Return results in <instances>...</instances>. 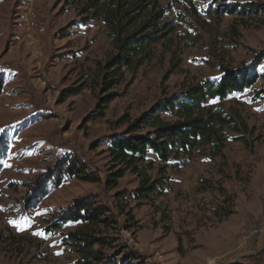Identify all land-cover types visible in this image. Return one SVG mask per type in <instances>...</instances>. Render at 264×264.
I'll return each instance as SVG.
<instances>
[{"label":"rangeland","instance_id":"obj_1","mask_svg":"<svg viewBox=\"0 0 264 264\" xmlns=\"http://www.w3.org/2000/svg\"><path fill=\"white\" fill-rule=\"evenodd\" d=\"M160 2L170 7L165 18L173 21V31L154 45L150 58L122 68L118 82L105 90L102 66L114 49L99 17L84 21L64 0H0V264H79L80 255L64 238L83 223L49 228L82 197L105 210L106 223L88 229L105 239L93 246L105 259L264 264V99L256 96L264 76L218 101L246 127H224L228 138L221 152L194 150L186 164L173 167L178 160H171L162 173V163L148 155L147 173L163 178L161 193L138 199L139 180L130 171L115 187L106 183L112 168L107 149L127 126L119 124L122 117L134 119L156 101L264 51V13L211 14L218 4L264 0ZM80 83L85 86L78 94L59 98L62 89ZM111 93L116 96L103 116L91 119L99 99ZM65 158L80 160L100 179L65 177L36 206L25 208L30 184Z\"/></svg>","mask_w":264,"mask_h":264},{"label":"trees","instance_id":"obj_2","mask_svg":"<svg viewBox=\"0 0 264 264\" xmlns=\"http://www.w3.org/2000/svg\"><path fill=\"white\" fill-rule=\"evenodd\" d=\"M64 4L73 7L87 21L99 17L106 27L114 54L102 66L105 71L103 84L105 90L118 82L122 68L132 69L143 59L150 58L155 44L166 40L173 31V21L166 19L169 6H163L160 0H64ZM210 12V9L207 10ZM220 17L224 14L250 15L264 13L261 3L218 4L211 14ZM264 60V51L258 53L248 64L237 67H224L217 78H203L188 85L181 93L164 97L156 101L147 111L134 119L124 116L119 124L127 126L122 134L110 138L108 155L112 163L106 177L108 186L115 187L117 180L126 171L138 178L136 197L149 198L154 192H162L163 178H151L147 169L149 154L155 156L162 165L158 172H164L171 160H178L173 167L187 163L194 150L207 154L221 152L224 141L228 138L223 128L239 132L246 130L244 123L238 124L218 101L233 93H242L253 85L264 69L260 63ZM84 84L80 83L60 91L59 98L64 101L78 94ZM115 93L101 97L91 119L103 116L108 102L115 98ZM258 98L264 99V87L256 92ZM213 101H215L213 103ZM238 120L241 119L238 117ZM239 140L243 138L238 137ZM207 146L209 149H200ZM4 139L0 138V162L4 158ZM147 163V164H146ZM77 176L84 181L95 182L100 177L93 171L86 170L80 160L65 158L47 170L41 177L30 184L23 202L25 208L36 206L48 192L61 184L65 177ZM105 210L94 205L90 197L76 199L63 209L50 224L51 229L62 227L70 221H79L83 225L69 231L64 241L80 255L79 264H126L125 259L116 262L114 255L105 259L101 252L93 250L94 244L103 246L105 239L95 237L88 231L99 223H106L103 218ZM98 254V255H97Z\"/></svg>","mask_w":264,"mask_h":264},{"label":"snow or ice","instance_id":"obj_3","mask_svg":"<svg viewBox=\"0 0 264 264\" xmlns=\"http://www.w3.org/2000/svg\"><path fill=\"white\" fill-rule=\"evenodd\" d=\"M215 101H213V103H214ZM10 223H12V224H14V226H16V227H18V228H20V225H18V224H16V222L15 221H10ZM20 230H23V229H20ZM35 234H37V235H43V233H40V232H38V233H35ZM59 254V253H58Z\"/></svg>","mask_w":264,"mask_h":264},{"label":"water","instance_id":"obj_4","mask_svg":"<svg viewBox=\"0 0 264 264\" xmlns=\"http://www.w3.org/2000/svg\"><path fill=\"white\" fill-rule=\"evenodd\" d=\"M227 264H231V263H227Z\"/></svg>","mask_w":264,"mask_h":264}]
</instances>
